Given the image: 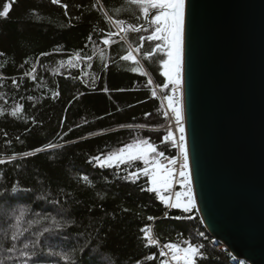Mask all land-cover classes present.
Masks as SVG:
<instances>
[{
  "label": "trees",
  "instance_id": "16d2710c",
  "mask_svg": "<svg viewBox=\"0 0 264 264\" xmlns=\"http://www.w3.org/2000/svg\"><path fill=\"white\" fill-rule=\"evenodd\" d=\"M95 3L96 0H61V4L68 5L65 15V9L53 5L51 0H0V11L10 5L9 17L0 18V53L3 54L0 55V109L11 113L18 104L24 105L18 118L0 115V159L16 157L13 163L0 165V175L8 174L0 179V184L19 180L34 189L32 200L18 201L9 209L10 214L13 210L25 211L35 220L34 213L56 216L57 210L65 212L74 222V227L68 229L72 234L69 243H76L79 235L80 243L86 238L100 244L96 264H107L109 258L113 264H137V261L159 264L163 259L159 256L154 261L144 259L159 247H142L139 229L146 225L153 226L161 244L181 242L185 238L204 244L205 258L198 264H240L214 242L198 213L190 221L162 219L165 211L171 215L181 213L176 209L166 210L154 194L140 191L141 187L149 186L147 177L141 175L137 184H130L117 179L118 175H126L124 166L115 172L107 170L105 175V170L88 163L93 155L116 151L137 137L150 138L158 150H164L160 140L167 124L161 103L166 81L158 70L144 62L140 70L147 75L133 72L130 62L118 60L119 45L111 50L104 46L103 59L108 61L112 56L116 62L109 61L110 67L103 72L99 70L100 48L93 49L91 45L87 51L96 57L92 69L84 65L81 72L79 60L75 61V68L60 67L62 60L69 59L68 54L83 48L92 29L105 27L97 20L102 14L92 7ZM33 68L38 82L23 76ZM89 72L100 76L95 84L89 82V87L79 79H70L71 76L87 79L85 73ZM149 79L153 81L151 85L147 83ZM12 80L21 82L19 89ZM105 87L110 90L108 93L102 91ZM56 90L60 92L58 98L52 95ZM153 90L157 92L155 97L151 95ZM145 113L151 116L145 119ZM140 124L146 127L135 128ZM46 142L61 147L34 158L22 155ZM173 154V148L165 151L166 156ZM136 165L144 167L140 161ZM83 175L89 176L91 186L80 179ZM42 195L60 203L53 206L38 200ZM125 208L129 211L124 212ZM149 215L161 219L148 221ZM200 232L204 233L203 237L198 235ZM84 264L89 262L85 260Z\"/></svg>",
  "mask_w": 264,
  "mask_h": 264
},
{
  "label": "snow or ice",
  "instance_id": "6c2138e0",
  "mask_svg": "<svg viewBox=\"0 0 264 264\" xmlns=\"http://www.w3.org/2000/svg\"><path fill=\"white\" fill-rule=\"evenodd\" d=\"M53 5H60L65 9L67 15V4H61V0H51ZM98 14L97 20L105 27H97L90 31L86 37L87 43L80 50L70 53L69 59L61 61L60 67L67 66L68 69L76 67L75 61L89 69L93 68L95 56L90 54L87 49L91 45L93 49L99 46V70L101 72L110 67L109 61L115 63V57L109 56L105 61L103 55L104 46L111 50L114 45H119L117 53L118 60L130 62L133 72H140L141 61L151 60L157 56L159 67L162 69L160 75L166 83H163V94L161 103L166 101L162 115L168 124L165 134L161 137L160 143L164 150H158V146L150 142V138L137 137L133 143H126L116 151L104 152L93 155L88 163L98 170L116 171L124 166L126 172L124 176H117V179L130 184H137L141 175L147 177L148 187H141L140 191L154 194L159 198L160 203L166 210L176 209L180 215H171L169 211L163 213L164 220H192L195 214L200 211L197 206L196 193L193 183V169L190 163L189 143L186 131L185 116V31H186V0H96L92 5ZM10 5H5L0 11V18L9 17ZM82 18V17H81ZM135 34L133 42L130 37ZM129 38V39H126ZM149 47L145 49V43ZM152 42H155L154 46ZM0 55H3L0 53ZM47 56V53H42ZM25 64L28 62L25 60ZM119 66V65H118ZM23 76L38 82L36 70L30 69L23 73ZM85 78L71 76V80L79 79L81 84L89 87V82L95 84L100 76L95 72L85 73ZM149 85L153 83L151 79L147 81ZM15 88L19 89L21 82L12 80ZM103 92L110 90L105 87ZM123 92L125 89H116ZM170 93V94H169ZM53 97L60 96L59 90L53 92ZM84 95L83 92L80 93ZM151 95L155 97L157 92L153 90ZM31 100L32 97H28ZM24 111V105L18 104L11 113H5L0 109V115H11L18 118ZM145 119L151 113H145ZM133 128V125H127ZM146 125H136L135 128L143 129ZM65 135H67L65 133ZM17 140L20 138L17 137ZM60 145L46 142L29 151H24L22 155L28 158L49 153ZM168 148L176 150V154L166 156ZM16 157L10 159H0V165L10 164ZM140 161L144 167H139L136 162ZM135 167V170L130 171ZM5 173L0 175V179L7 177ZM179 177L178 180H175ZM89 186L92 185L88 175L80 177ZM174 183H178L181 191H176L172 195H164L169 192ZM33 188H29L19 180L7 184H0V249L3 250V258L0 264H84L87 260L89 264H96V257L100 253V244L91 239H84L80 243L81 237L76 236V243H69L72 238L68 229L74 227V222L67 218L65 212L57 210L56 216H41L34 213L37 219H31L25 211L13 210L10 214L9 209L18 201L32 200ZM38 200L45 201L55 206L58 200H51L47 195L37 197ZM104 199L103 196L100 197ZM39 206V205H38ZM124 212L129 211L123 209ZM57 217H60L59 219ZM148 221L155 222L159 217L147 216ZM42 225V227H41ZM142 234L138 239L145 249L159 245L157 252L146 255L147 261L157 260V256L163 258L159 264H198L199 260L205 258L203 251L204 244L195 243L187 238L181 242H167L160 244L158 237L154 234L153 226L146 225L139 229ZM203 237L204 233L200 232ZM21 245V247H18ZM63 246V247H61ZM16 253L17 255H12ZM107 264H113L109 258ZM137 264H140L137 261Z\"/></svg>",
  "mask_w": 264,
  "mask_h": 264
},
{
  "label": "water",
  "instance_id": "95a60500",
  "mask_svg": "<svg viewBox=\"0 0 264 264\" xmlns=\"http://www.w3.org/2000/svg\"><path fill=\"white\" fill-rule=\"evenodd\" d=\"M184 90L202 224L264 264V0H186Z\"/></svg>",
  "mask_w": 264,
  "mask_h": 264
},
{
  "label": "flooded vegetation",
  "instance_id": "af4514ba",
  "mask_svg": "<svg viewBox=\"0 0 264 264\" xmlns=\"http://www.w3.org/2000/svg\"><path fill=\"white\" fill-rule=\"evenodd\" d=\"M126 39H129V38H126ZM130 39L135 42V39H136V36L135 34H133ZM155 42H152V45L151 46H154ZM149 47V43L146 42L145 43V49H147ZM141 62H144V63H147V64H150L152 65L156 70H158L159 72H161V68L159 67V62H158V58L157 56H153V58L151 60H147V61H144L142 60Z\"/></svg>",
  "mask_w": 264,
  "mask_h": 264
},
{
  "label": "built area",
  "instance_id": "2783aa9c",
  "mask_svg": "<svg viewBox=\"0 0 264 264\" xmlns=\"http://www.w3.org/2000/svg\"><path fill=\"white\" fill-rule=\"evenodd\" d=\"M162 99V98H161ZM163 105L166 106V101H163ZM168 124V123H167ZM163 130H165V128H163ZM175 154H176V150H175ZM179 177H176L175 180H178ZM182 189L180 188L179 184L178 183H174L173 184V187L171 189H169V192L167 193H163L164 195H172L174 192L176 191H181ZM161 244V243H160ZM240 264H243L241 263L240 261H238Z\"/></svg>",
  "mask_w": 264,
  "mask_h": 264
},
{
  "label": "rangeland",
  "instance_id": "374dc122",
  "mask_svg": "<svg viewBox=\"0 0 264 264\" xmlns=\"http://www.w3.org/2000/svg\"><path fill=\"white\" fill-rule=\"evenodd\" d=\"M161 71H162V69H161ZM163 107H164V105H163ZM167 123H168V121H167ZM166 126H167V124H166ZM166 126H165L164 128H166ZM162 130H163V129H162ZM220 246H221L224 250H226L222 245H220ZM232 261L237 262L236 258H234V257H233Z\"/></svg>",
  "mask_w": 264,
  "mask_h": 264
}]
</instances>
